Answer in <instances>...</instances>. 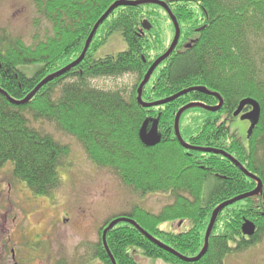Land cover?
<instances>
[{
  "label": "trees",
  "instance_id": "obj_1",
  "mask_svg": "<svg viewBox=\"0 0 264 264\" xmlns=\"http://www.w3.org/2000/svg\"><path fill=\"white\" fill-rule=\"evenodd\" d=\"M115 1L35 0L52 32L45 38L36 35V43L29 45L0 27V87L14 99H24L46 76L81 55L95 23ZM162 1L176 16L181 36L172 55L155 70L153 82L143 89V100H161L195 86L219 93L222 108L187 109L180 119V133L192 146L232 154L264 183V0ZM144 20L152 24L150 30L143 27ZM166 20L174 39V24L162 6H120L101 24L84 60L42 87L29 102L15 104L0 93V168L11 163L15 178L35 196H52L61 186L60 169L70 152L68 145L43 128L45 122L75 137L94 163L115 169L136 192L172 196L173 202L159 213L137 205L106 221L94 247V255L105 264L112 260L103 243V230L115 218L129 217L164 244L194 257L205 245L214 209L257 186L229 158L186 149L176 136L179 109L191 102L215 106L219 103L216 96L194 90L160 106L145 108L138 103V87L145 74L167 51ZM115 33L127 48L115 55L97 56L101 40L107 41ZM125 75L137 79L128 96L122 90L101 89L92 83ZM247 97L260 103L261 116L245 140L232 124L234 111ZM149 117L159 118L163 134L155 147H146L139 137ZM246 220L256 224L253 236L243 234ZM175 222H181L184 229L163 228ZM263 236L262 193L220 212L209 248L196 262L181 260L129 222L110 229L106 240L117 264H141L135 258L137 252L168 264H226L228 255L250 249Z\"/></svg>",
  "mask_w": 264,
  "mask_h": 264
},
{
  "label": "rangeland",
  "instance_id": "obj_2",
  "mask_svg": "<svg viewBox=\"0 0 264 264\" xmlns=\"http://www.w3.org/2000/svg\"><path fill=\"white\" fill-rule=\"evenodd\" d=\"M0 27L29 45L36 43V35L45 38L52 32L50 22L39 15L35 0H0ZM166 27L169 48L173 34L167 20ZM101 43L96 51L99 57L115 55L127 48L118 33L107 41L102 39ZM136 82L135 76L125 75L95 79L92 83L101 89L122 90L128 96ZM43 128L70 148L60 169L62 184L52 196L39 197L31 193L24 182L15 178L11 163L0 168V226L4 238L10 234L13 239L10 246L15 244L21 254L33 251V264H105L95 257L94 247L99 241V230L107 220L137 205L159 213L173 202L169 194L136 192L124 183L115 169L94 163L75 137L49 122H45ZM232 128H237L246 140L250 123L241 116L236 117ZM180 223H167L163 228L184 229ZM30 236L44 240L37 251L29 244ZM2 253L5 263L12 259L10 249L3 247ZM135 258L141 264H168L161 259L147 258L140 252ZM225 263L264 264V236L250 249L228 255Z\"/></svg>",
  "mask_w": 264,
  "mask_h": 264
},
{
  "label": "water",
  "instance_id": "obj_3",
  "mask_svg": "<svg viewBox=\"0 0 264 264\" xmlns=\"http://www.w3.org/2000/svg\"><path fill=\"white\" fill-rule=\"evenodd\" d=\"M149 3L158 4V5L162 6L167 11V13L169 14V16H170V18L174 24L175 35H174V39H173L170 47L168 48V50L164 54H162L160 57H158L152 63V65L148 69L147 73L145 74L142 82L140 83V85L138 87V103L145 108H149V107H153V106H160V105H164L168 102H171L174 99H176V98H178V97H180V96H182V95H184L190 91H194V90H198V91L216 96L219 100V103L215 106H210V105H207L203 102H191V103L183 106L182 108H180L178 113L176 114V118H175L176 136H177L179 142L181 143V145L186 149L211 152V153H215V154H222L223 156L229 158L248 177L254 179L257 182V186L251 192L243 194V195H239V196H236L235 198L227 200V201L221 203L219 206H217L214 209L212 216H211V219H210V223H209L208 228H207V232H206V236H205V245H204L203 249L201 250V252L197 256H194V257L183 255L180 252L176 251L174 248L164 244L163 242H161L160 240H158L157 238L152 236L144 228H142L135 220H133L129 217L123 216V217L115 218L114 220H112L109 223V225L103 231V243H104L105 248H106V250H107V252H108V254L112 260V264H117V263H116V260L113 256L112 252L110 251V249L108 247L106 236H107V233L110 229H112L114 226H116L117 224H119L121 222H129V223L133 224L145 236H147L152 242L156 243L158 246L165 249L166 251L178 256L181 260H184L187 262H196V261L200 260L206 254V252L209 248V239H210V236L212 234L213 228L215 226V223L217 221V218H218L220 212L225 207L232 205V204H234L240 200L246 199L248 197H253V196H256V195H259L262 193L264 194V183L260 179V177H258L254 173L248 171L245 168V166L241 162H239L232 154H229L228 152L220 150V149L202 148V147L192 146L183 139V137L180 133V126H179L180 119H181L182 114L187 109H189L191 107L199 106V107H203V108L210 110V111H218L222 108L224 100L219 93L209 90L206 86H195L192 88L182 90L175 95H172L168 98H164L161 100H157V101H153V102H146L143 100V89L145 88V86L148 84V82L152 78L155 70L161 65L162 62H164L167 58H169L172 55L173 51L176 49V47L179 43L180 36H181V29H180L179 22H178L176 16L174 15V13L172 12L171 8L169 7V5L165 1H162V0H116L106 10V12L99 18V20L95 23L91 33L89 34V37L86 40L85 47H84L81 55L76 60H74L73 62H71L70 64L65 66L64 68L46 76L35 87V89L31 93H29L24 99H21V100L14 99L1 87H0V93L4 94L11 102H13L15 104H26L38 93V91L42 87H44L46 84L53 81L54 79L61 77L64 74L68 73L69 71H71L73 68H75L77 65H79L84 60L99 27L110 16V14L116 8H118L120 6H138V5L149 4ZM143 27L146 30H150L152 27V24L148 20H144L143 21ZM247 106H250L251 110L243 113L244 109ZM234 116L235 117L241 116L242 119L249 120V122H250V130L249 131L251 132L257 126V124L259 123V120H260V116H261L260 103L254 98H250V97L244 98L239 102L238 107L234 111ZM139 137H140L141 142L146 147H155V146L159 145L163 139L162 133L159 131V118H155V119L154 118H147L139 130ZM242 231H243V234L245 236H253L256 233V224L251 220H246L244 222V224L242 225Z\"/></svg>",
  "mask_w": 264,
  "mask_h": 264
},
{
  "label": "flooded vegetation",
  "instance_id": "obj_4",
  "mask_svg": "<svg viewBox=\"0 0 264 264\" xmlns=\"http://www.w3.org/2000/svg\"><path fill=\"white\" fill-rule=\"evenodd\" d=\"M249 110H251V108L250 109L248 108V110H245L243 113H245ZM149 118H151V117H149ZM162 137H163V134H162ZM48 233H49V231H47V234ZM5 238H4V234L2 231V227L0 226V264H33V261H34V257L32 255L33 251L30 253V252H28L29 250L27 248L26 250H28V251L21 254V252H20L21 250H19L15 246V244L13 246H10V243L13 240L11 235L9 234V235L5 236ZM28 239L31 241V242H29V244L32 245V247L34 248L33 249L34 251H37L38 246L44 242V240L41 238H35V237H31V236L28 237ZM2 245L5 249L6 248L10 249V251L12 253V259L9 260V262L7 261L6 263L4 262V254L2 253L3 252Z\"/></svg>",
  "mask_w": 264,
  "mask_h": 264
}]
</instances>
